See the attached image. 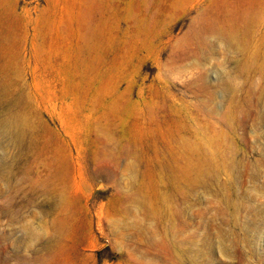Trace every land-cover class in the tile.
<instances>
[{
	"label": "rangeland",
	"instance_id": "rangeland-1",
	"mask_svg": "<svg viewBox=\"0 0 264 264\" xmlns=\"http://www.w3.org/2000/svg\"><path fill=\"white\" fill-rule=\"evenodd\" d=\"M0 264H264V0H0Z\"/></svg>",
	"mask_w": 264,
	"mask_h": 264
},
{
	"label": "bare ground",
	"instance_id": "bare-ground-1",
	"mask_svg": "<svg viewBox=\"0 0 264 264\" xmlns=\"http://www.w3.org/2000/svg\"><path fill=\"white\" fill-rule=\"evenodd\" d=\"M1 124H3V126H9L12 129H13V127H17L18 125H19L18 127H20L19 117H15L12 122H10L7 119H5V120L2 121Z\"/></svg>",
	"mask_w": 264,
	"mask_h": 264
}]
</instances>
